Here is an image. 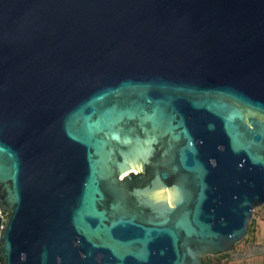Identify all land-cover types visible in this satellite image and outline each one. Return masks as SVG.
<instances>
[{"label":"water","instance_id":"water-1","mask_svg":"<svg viewBox=\"0 0 264 264\" xmlns=\"http://www.w3.org/2000/svg\"><path fill=\"white\" fill-rule=\"evenodd\" d=\"M262 203L264 0H0V264H204Z\"/></svg>","mask_w":264,"mask_h":264},{"label":"rangeland","instance_id":"rangeland-1","mask_svg":"<svg viewBox=\"0 0 264 264\" xmlns=\"http://www.w3.org/2000/svg\"><path fill=\"white\" fill-rule=\"evenodd\" d=\"M255 216H258L259 219H261V221L264 218L263 215L260 213L259 209L252 211V217L248 222L246 234L243 236L241 240L234 243L235 250L242 251L247 244L253 242H255L254 244H259V245L264 244V224L263 222L261 223L263 225L261 230H255L254 225L257 226V224L253 219ZM230 253H232V251L220 252L213 255H205L203 257V263L204 264H264V257L261 254L260 255L254 254L248 257H242V259L234 258L229 260L226 258V256H228Z\"/></svg>","mask_w":264,"mask_h":264},{"label":"crops","instance_id":"crops-1","mask_svg":"<svg viewBox=\"0 0 264 264\" xmlns=\"http://www.w3.org/2000/svg\"><path fill=\"white\" fill-rule=\"evenodd\" d=\"M253 219H254L255 223L257 224V226L254 225L255 230H261V228L263 226L261 223L263 222V224H264V221L263 220L261 221V219H259V217H254ZM256 242H257V240H256ZM254 243L255 242L249 243V244H254ZM249 244H247L245 248H247L248 246H250ZM237 252H239V251H237V250L234 249V251H232V253H230L228 256H226V258L229 259V260L230 259H234V258L235 259L236 258L242 259V257L235 256L237 254ZM256 254L257 255H260L259 253H256ZM251 255H254V254H251ZM251 255H248V256H251ZM261 255L264 257V254H261ZM248 256H244V257H248Z\"/></svg>","mask_w":264,"mask_h":264},{"label":"built area","instance_id":"built-area-1","mask_svg":"<svg viewBox=\"0 0 264 264\" xmlns=\"http://www.w3.org/2000/svg\"><path fill=\"white\" fill-rule=\"evenodd\" d=\"M256 209H259L260 213L263 215L264 217V203L260 204L259 206L255 207L254 210ZM253 210V211H254ZM255 217H258V216H255ZM263 221H264V218H263Z\"/></svg>","mask_w":264,"mask_h":264},{"label":"bare ground","instance_id":"bare-ground-1","mask_svg":"<svg viewBox=\"0 0 264 264\" xmlns=\"http://www.w3.org/2000/svg\"><path fill=\"white\" fill-rule=\"evenodd\" d=\"M169 202V201H168Z\"/></svg>","mask_w":264,"mask_h":264}]
</instances>
